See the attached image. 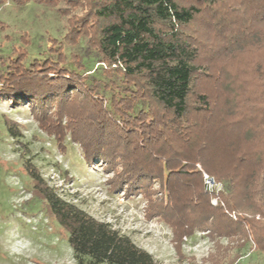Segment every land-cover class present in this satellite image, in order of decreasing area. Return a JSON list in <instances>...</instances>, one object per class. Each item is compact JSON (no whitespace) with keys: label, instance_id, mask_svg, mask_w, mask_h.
Listing matches in <instances>:
<instances>
[{"label":"trees","instance_id":"16d2710c","mask_svg":"<svg viewBox=\"0 0 264 264\" xmlns=\"http://www.w3.org/2000/svg\"><path fill=\"white\" fill-rule=\"evenodd\" d=\"M11 1L53 7L66 19V43L84 46L72 62L58 42L40 57L17 51L0 61V100L27 105L59 146L69 135L88 165L104 163L112 190L142 194L145 215L160 217L177 243L205 229L236 237L239 247L251 235L264 251V0ZM199 18L207 41L190 30ZM205 47L214 54L204 57ZM242 52L249 73L240 72L235 88L231 68ZM83 58L96 69H85ZM3 122L10 137L22 136L15 122ZM196 162L222 183L221 197L242 220L210 204ZM22 166L78 264H159L63 199L30 161Z\"/></svg>","mask_w":264,"mask_h":264},{"label":"rangeland","instance_id":"374dc122","mask_svg":"<svg viewBox=\"0 0 264 264\" xmlns=\"http://www.w3.org/2000/svg\"><path fill=\"white\" fill-rule=\"evenodd\" d=\"M201 22L202 18L197 19L190 30L203 42L208 35L201 34ZM67 27L65 17L53 7L32 1L23 5L11 0L0 2V61L17 51L25 52L26 59L43 56L55 42L63 45L69 62L81 59L83 41L70 47L65 38ZM207 49H203L202 55L212 56L214 53ZM239 56L242 63L233 61L231 75L236 77L230 79L231 83L240 72L249 73L243 64L250 56L246 52ZM221 60L227 62L229 56ZM82 63L88 70L98 66L93 58H83ZM233 82L238 88L241 79ZM224 84L227 86V82ZM4 118L17 124L22 133L20 138L10 137ZM26 160L63 199L94 218L109 222L159 264H264V251L251 235L239 247L234 236L213 238L208 230L195 229L177 243L168 224L160 217L145 215L147 200L142 194L128 197L121 189L112 190L109 181L112 173L105 170L104 163L96 161L88 165L80 146L69 135L64 146H59L52 135L39 127L27 105H14L9 99L0 100V264H78L65 231L45 213L40 201L31 196V183L22 166ZM195 168L200 174V168L204 170L199 162ZM152 188L158 189L159 184L154 182ZM224 210L236 214L237 220L245 217L232 204L225 203L220 208L229 219Z\"/></svg>","mask_w":264,"mask_h":264},{"label":"built area","instance_id":"2783aa9c","mask_svg":"<svg viewBox=\"0 0 264 264\" xmlns=\"http://www.w3.org/2000/svg\"><path fill=\"white\" fill-rule=\"evenodd\" d=\"M202 183L205 191L210 196V204L213 206L225 207V203L221 197V193L223 191V185L221 182L216 180L212 175L206 173L204 170L200 168ZM225 213L229 215V217L236 219L237 215L231 213L227 210H224Z\"/></svg>","mask_w":264,"mask_h":264}]
</instances>
